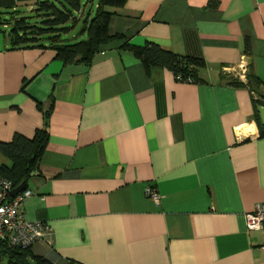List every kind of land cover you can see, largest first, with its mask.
Wrapping results in <instances>:
<instances>
[{
	"label": "crops",
	"instance_id": "0c3cea01",
	"mask_svg": "<svg viewBox=\"0 0 264 264\" xmlns=\"http://www.w3.org/2000/svg\"><path fill=\"white\" fill-rule=\"evenodd\" d=\"M125 1L109 9L110 33L202 57L204 82L147 74L119 41L64 65L0 31V141L32 137L48 116L21 209L50 232L31 250L52 264H264V232L245 220L264 202V136L249 88L226 81L245 82L248 66L264 81V0ZM0 165H12L1 152Z\"/></svg>",
	"mask_w": 264,
	"mask_h": 264
},
{
	"label": "trees",
	"instance_id": "16d2710c",
	"mask_svg": "<svg viewBox=\"0 0 264 264\" xmlns=\"http://www.w3.org/2000/svg\"><path fill=\"white\" fill-rule=\"evenodd\" d=\"M93 2L94 0H36L29 10L30 13L35 12L36 16L9 7L7 9L12 11L9 16L1 17L0 11V31L7 34L10 48L35 45L43 47L47 44L55 50L56 58L64 65L89 66L104 44L119 41L122 49L130 51L139 59L147 74L152 68H163L176 81L204 82L201 71L206 67V62L202 57L177 54L152 41L142 45L132 44L122 34L110 33L109 22L113 11L109 9L124 6L125 0H96L94 15L90 17L87 13L78 32L84 37L75 42H65L62 35L77 24L84 10L83 4ZM208 5H216V1L210 0ZM4 25L6 30L2 28ZM243 50L246 54L250 52L248 38L244 39ZM226 81L236 87L249 88L255 108L253 116L258 135L264 136V125L260 123L256 109L257 105H264V95L259 91L264 81L251 70V66H248L245 82L238 78H227ZM47 124L46 114L43 126L36 129L32 137L16 133L10 141H0V152L12 162L8 167L0 165V174L8 178L14 188L22 181L27 182L37 170L48 142ZM31 247H12L0 240V264H52L46 258L34 254Z\"/></svg>",
	"mask_w": 264,
	"mask_h": 264
},
{
	"label": "built area",
	"instance_id": "2783aa9c",
	"mask_svg": "<svg viewBox=\"0 0 264 264\" xmlns=\"http://www.w3.org/2000/svg\"><path fill=\"white\" fill-rule=\"evenodd\" d=\"M14 189L12 182L0 174V240L12 247H30L44 234L49 233L45 223L31 222L24 218L22 202L31 194L25 189L16 196H11ZM146 195L154 202H159V194L151 186L146 187ZM246 228L249 231L264 232V202H258L245 214Z\"/></svg>",
	"mask_w": 264,
	"mask_h": 264
},
{
	"label": "rangeland",
	"instance_id": "374dc122",
	"mask_svg": "<svg viewBox=\"0 0 264 264\" xmlns=\"http://www.w3.org/2000/svg\"><path fill=\"white\" fill-rule=\"evenodd\" d=\"M17 9H18V11H22V12H29V10H27V7L18 6ZM83 9H84L83 13L80 15V17L78 16L79 17L78 19H80V20H78V23L73 28H70V30H68L66 33H64L62 35L65 42H75V41L84 37V35H79L78 32L80 31V28L82 26L83 18H85L87 13H89L90 17H92L94 15L95 6L92 3H84ZM1 12H2L1 17H3V16H7V15L9 16V12H12V11H11V9H4ZM4 12H7V13H4ZM31 14H33L32 16H36V15H34L35 12H33V13L29 12V15H31ZM32 18H35V17H32ZM34 20L36 21V18ZM4 30H6V28Z\"/></svg>",
	"mask_w": 264,
	"mask_h": 264
},
{
	"label": "water",
	"instance_id": "95a60500",
	"mask_svg": "<svg viewBox=\"0 0 264 264\" xmlns=\"http://www.w3.org/2000/svg\"><path fill=\"white\" fill-rule=\"evenodd\" d=\"M257 112L259 114L260 123L264 125V105H257L256 106ZM26 189V181H22L18 186H16L11 191V196H16L20 191H23Z\"/></svg>",
	"mask_w": 264,
	"mask_h": 264
}]
</instances>
